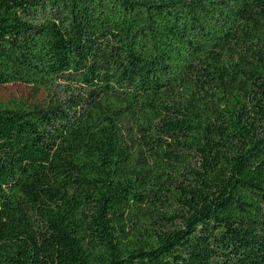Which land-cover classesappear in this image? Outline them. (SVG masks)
<instances>
[{"label":"trees","instance_id":"16d2710c","mask_svg":"<svg viewBox=\"0 0 264 264\" xmlns=\"http://www.w3.org/2000/svg\"><path fill=\"white\" fill-rule=\"evenodd\" d=\"M0 264H264V0H0Z\"/></svg>","mask_w":264,"mask_h":264},{"label":"rangeland","instance_id":"374dc122","mask_svg":"<svg viewBox=\"0 0 264 264\" xmlns=\"http://www.w3.org/2000/svg\"><path fill=\"white\" fill-rule=\"evenodd\" d=\"M1 96L4 99L11 97L25 98L29 101H44L50 98L51 95H59L60 98H67V91L64 85H59L54 87L52 90L48 91L45 88H36L31 85L26 84H6L0 88Z\"/></svg>","mask_w":264,"mask_h":264}]
</instances>
